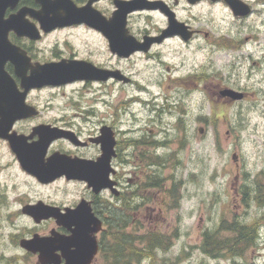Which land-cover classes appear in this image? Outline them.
Masks as SVG:
<instances>
[{
    "label": "rangeland",
    "instance_id": "obj_1",
    "mask_svg": "<svg viewBox=\"0 0 264 264\" xmlns=\"http://www.w3.org/2000/svg\"><path fill=\"white\" fill-rule=\"evenodd\" d=\"M98 6L106 12L113 9L111 0H101ZM184 13L191 15V24L211 32L209 40L200 33L189 44L169 41L158 50L159 54L149 57L136 53L119 59L109 53L106 41L97 33L91 36L87 32L74 31V28L49 37L45 41L47 44L54 41L64 47V41L68 40L81 55L89 54L96 61L119 68L131 81L71 82L57 88L48 87L52 91L46 93L44 89L38 91L35 98L40 103L51 99L69 115L74 112L87 114L84 109L92 110L94 116L88 114V121L85 115L76 116L84 132L95 128L101 117L114 122L122 156H127L126 164L116 169L125 192L129 193L125 195L129 206L126 209H129L124 210L123 215L131 217L137 235L152 231L169 237L165 250H156L153 258L133 264H232L233 260L247 264L245 261H251L252 255L259 263L258 251L264 253V250L241 245L236 251L231 250L236 237L229 227L230 222L222 223L220 216L226 212L225 219L231 220L233 213L242 212L247 215L245 219L250 220L257 213L256 208H244L233 201L231 179L237 169L240 173L249 172L246 176L250 179L259 169H264V146L260 136L252 133L254 123L263 120L264 98L252 94L249 88L247 99L237 102L217 98L212 92L217 84L246 87V71H255L259 64L252 58H245V64L235 67L230 62L226 64L234 52L220 45L231 46L233 41L220 44L213 39L217 33L232 37L234 32H239L240 37L251 35L252 24L259 26L260 18L257 16L253 20L245 15L233 19L225 9L205 5ZM161 21L155 13L147 18L135 12L129 16L128 24L135 34L145 27L154 30ZM259 38L257 36L260 51L264 52V36L261 41ZM259 42L248 46L253 51ZM246 47L234 50L243 58L244 51H248ZM254 56L260 57L256 53ZM181 75L187 80L177 78ZM257 76H264V73ZM199 126L203 127L202 132L198 131ZM138 137L145 140L168 137V147L154 151L149 144L137 145L135 139ZM153 153L160 157L154 164L147 165V156ZM234 153L238 154V160L232 159ZM141 155L144 159L139 167ZM14 173L10 168L9 174H0V179ZM15 181L20 187L15 189V194L26 191L32 202L42 198L68 204L84 189L81 184L65 181L47 186H39L30 179L23 181L18 176ZM18 206V203L13 204L11 208L17 213L9 216L14 226L10 230L12 233H5L6 230L0 234V255L6 258L0 257V264H5L7 258L12 264H33L34 258L30 259L18 246V240L35 224L29 216L18 211ZM118 207L120 205L114 208ZM243 218L241 215L239 220ZM220 229L224 231L217 236L226 248L219 251V256L205 254L200 248L205 234ZM94 264H104V260L98 256Z\"/></svg>",
    "mask_w": 264,
    "mask_h": 264
},
{
    "label": "flooded vegetation",
    "instance_id": "obj_2",
    "mask_svg": "<svg viewBox=\"0 0 264 264\" xmlns=\"http://www.w3.org/2000/svg\"><path fill=\"white\" fill-rule=\"evenodd\" d=\"M100 1L101 0H65L67 8L72 9V12L69 13L67 9L57 7V5L54 4L49 9H44L43 4H41L39 1L18 0L14 4H8L0 12V18L3 20H7L11 16H15L17 14L15 16L16 19L27 22L28 25L35 28L36 32V35L32 36L31 34H18L12 28L8 29L5 33V36H3V38L5 37V41L2 43L3 50L0 53V84H3L6 89H8L4 90L2 95L6 96L11 94L14 97L17 95L20 96V94L25 91V87L28 86L27 90L25 91L22 104L15 105L11 101L0 100V121H12L10 128L4 131L3 134H0V174H9L10 168H12L15 172L13 176L7 175L5 179H0V234H3L6 230L7 231L5 233H12L10 230L13 229L14 226L13 224H10L9 216H15L17 211L11 207L13 204L18 203V211L29 216L35 224L33 229L27 232L28 234H26V236L24 234L23 236H20L18 240V246L22 248V250L27 255H29L28 257L30 259L34 258L33 264H41L38 258L39 253L23 248L20 245L21 239H29L34 235H37L38 237H48L52 234H56L59 237L66 236V239L70 240V237L68 236L72 235V232L76 226L74 224L69 226L59 224L53 217L40 218V220L36 221L35 217H42V213H36L35 217L33 218V215L23 212V207L25 205L35 204L41 201L46 205L59 207L62 212H65L64 210L66 208L74 209L82 202L83 209L88 211V208H90V211L94 214V216H96L101 221L100 230L94 233L97 241H99L100 234H102L104 227L103 218H105L106 214L109 213L112 208L120 205L121 202L126 199L125 195L127 194L124 190V185L118 177L119 173L116 170L119 168V166L126 164L125 160L127 156H122V149L119 147L120 141L117 139V130L115 129L114 122H108L104 119V117H101L99 124L95 126V128L87 129L86 132H84V128L79 123V121L76 120V116L82 118L83 115H85V119L88 121L89 115L94 116L92 110L84 109V113L87 114H77L74 112L73 115H69L67 112L62 111L59 103H54L51 99L46 100L44 103H40L35 97L37 96L38 91L44 89V92L46 93L48 90H50L49 88H57L71 82L107 81L114 79L120 83H128L131 81V78L125 75L119 68L110 64L96 61L89 54L81 55L79 52H77L75 45L70 43V41L68 42V40L64 41V47H61L57 42L54 41L51 43L48 42L47 44L45 41L49 37L52 38V36L62 32H70L71 28H74V31L87 32V35L91 36H94V33H97L102 39L106 41L109 53L119 59L129 58L132 56V54L136 53H140L146 57H149L152 54H159L158 50H160L162 46H165V44L169 41L176 40L182 44H189V42L191 40H195V38H197L200 33H203V37L209 40L211 32L191 24L189 20L191 15H185L184 13L190 12L193 7L200 5H205L207 7H221L225 9L228 15H230L233 19L238 18V16L246 15L255 20V17L259 16L260 25L257 26L255 23L252 24L250 29L251 35L249 34L245 37H240L239 32H234L232 37L226 34L217 33V37L215 40L213 39L214 43L219 42L220 44H222L224 41H233L231 46L220 45V47L223 48L233 49L232 51L234 52V55L228 61L231 62L233 67L240 63L245 64V58H252L255 60L254 63L258 61L260 65L258 64V69L255 71H246V87L242 88L238 86L237 88H232L223 84H217L216 89L212 93H216L217 98L230 99L229 97H221L220 89L225 87L234 89L241 93L240 98L231 99L234 100V102H237L247 99V96L249 95L247 88H249L252 94H255L259 97L262 96L264 98V76H257L259 73H264V55L263 57L254 56L256 50L253 49L252 51L247 44L249 40L252 41V44L254 42H259L257 40V36H260V41L264 36V0H238L247 6L248 13L245 15H235L225 0H137L138 4L141 5L140 8L132 10L126 15V28L135 38V40L137 42H144L145 39L157 38L163 33L167 34L160 41H152L147 50H135L128 56H121L115 52H112L108 37L103 34V32L93 23H96L99 19L96 16V11L105 20H110L113 12L117 9L116 2L132 0H111L113 9L110 12H106L104 8L98 6ZM135 12L140 13L147 18H150L152 14L155 13L162 19L163 23L161 21V25H157L154 30L147 29L145 27L138 33L136 31L135 34H133L128 21L129 16ZM59 17L61 18L58 19ZM171 17L176 22L182 23L180 25L181 30L185 34L189 35L188 38H184L180 31L169 33V31L173 30L171 27H169ZM49 22L63 24H56L52 28L45 30L42 27V23L48 24ZM223 35L228 38L223 37ZM246 46H248L249 49H247ZM241 47H246L248 50L244 51L245 57L243 58H241L239 54H236V51L234 50V48L240 49ZM261 53L262 52L260 51L259 56H261ZM15 54L18 55V58H16ZM92 55H94V53ZM61 61L65 63H68L69 61L74 62V71L80 75H83L86 71L91 70L87 66L89 65L94 69L98 68L107 71L118 70L122 77L126 76L129 78V80L124 81L122 78L120 79L110 75L104 80L80 77L74 79L73 81L62 84L29 85V81L22 82V80L25 78H29L30 81H33V79L38 80L41 77V74L44 72V70L41 69L43 65ZM18 73H22V75L20 76ZM196 74L197 73L194 75ZM200 75L203 74L200 73ZM177 78H182L184 81L187 80L184 75H181ZM65 106H69V104H66ZM51 111H53V113H50ZM1 124L3 126L5 125L3 123ZM57 128L68 131L69 135L71 136L62 135L50 140L49 142L45 141L44 139L46 137L41 135V133L52 132V129ZM103 128L107 131L109 130V132L111 131L110 134L112 133L115 143L112 148L113 152L110 150L109 156H105V159L107 158L108 167L110 168L108 174L110 184L99 189L98 191H95L93 186H89L88 181L85 179H68L65 175L57 176L50 181L41 180V178H38L22 165L14 148L15 144H19L20 147L27 146L29 150L28 157H31L32 150H36L39 155L40 149H43V146L46 144L42 156L43 163L47 162V160L52 158V156L57 155L58 157L55 158L58 161L64 159L74 160L72 164H61L57 161L56 164H54L57 167L73 166L76 168H82L88 164L89 166L103 170L106 168L105 164H103V166L100 165L97 167V165L91 163L97 162L102 155V145L101 141L98 139L102 135ZM198 131L202 132L203 127L199 126ZM252 133H256L260 136V142L263 143L264 146V117L262 121L254 123L252 127ZM168 139L169 138L166 137L164 139L153 138L151 140H145L138 137L135 139V142L139 146L144 145V143L149 144L155 151V149L159 147H168ZM159 157L160 156L156 153L148 155L146 164H154V162H156ZM143 159V155H141V162H139V164L137 162L139 167L143 164ZM232 159L238 160V154L234 153L232 155ZM248 173L249 172L247 171H242V173H240V170L238 169L235 171L234 176L231 179V188L234 192L233 201L236 202L238 206H244V208L248 207L250 209L254 207L257 209V213H254L250 220H246L245 218L247 215L242 212L239 214L232 212L233 221L232 219H225L226 212L220 216L221 222H225L226 220L230 222L229 227L232 229L236 237L231 246L232 250L235 251L239 245L243 246L244 248L250 249L253 246L252 249L256 247L257 250H264V169H259L256 173V176L251 177V179L246 176ZM17 176L22 178L23 181H28L29 179L33 180L34 183L39 186H47L56 181H65V183L81 184L84 189L81 191V194L75 201L68 204L63 202L57 203V201L50 199L46 200L42 198H37L32 202V200L28 198L29 194L26 191L19 192L17 195L15 194V189L20 188L15 181ZM10 194H13L12 198H10ZM25 197L28 199H25ZM251 204L254 205L251 206ZM241 215H244V218L240 221L239 219L241 218ZM93 226V223L89 225L90 228ZM38 228L40 229L39 231ZM244 230L248 231V236L246 237H244L243 234ZM223 231V229L217 230L219 234H221ZM89 235H91V233L88 231L85 237L88 238ZM70 242L72 241L70 240ZM70 249H73V247ZM54 255L59 258L61 264L65 262V258L62 256L61 250H56ZM0 257L5 258L3 254H1ZM97 257L98 253L91 264L95 263ZM238 258H240V255ZM258 259H260L259 263L256 262L255 256L252 255L251 261L245 262L247 264H264V253H259L258 251ZM11 261L12 260H10V258H7L5 264H12ZM232 264L242 263L233 260Z\"/></svg>",
    "mask_w": 264,
    "mask_h": 264
},
{
    "label": "water",
    "instance_id": "obj_3",
    "mask_svg": "<svg viewBox=\"0 0 264 264\" xmlns=\"http://www.w3.org/2000/svg\"><path fill=\"white\" fill-rule=\"evenodd\" d=\"M18 0H0V12L6 7L8 4H14ZM43 4L44 9H49L53 4L57 5V7L65 8L72 12L71 8H67L65 4V0H36ZM229 6L231 7L233 13L235 15H245L248 13L247 6L242 4L238 0H225ZM117 9L113 12L112 17L110 20H105L99 13L96 11V16L99 18L96 23H93L97 28H99L103 34H105L111 45L112 52L117 53L121 56H128L135 50H147L150 43L154 40L160 41L167 33H163L157 38H148L145 39L144 42H137L135 38L129 33L128 29L126 28V15L137 8H140L141 5L138 4L137 0L132 1H123V2H116ZM87 7V6H86ZM88 8V7H87ZM86 9V8H85ZM23 10V9H22ZM24 11V10H23ZM22 11V13H23ZM17 15V14H16ZM15 15V16H16ZM15 16H11L7 20H3L0 18V53L3 50L2 43L5 41V33L8 29L12 28L18 34H31L32 36L36 35L35 28L28 25L27 22H23L21 20L16 19ZM59 17L58 19H60ZM57 19V20H58ZM71 20V19H70ZM56 21V20H55ZM51 23V24H50ZM59 24L62 25L63 23H53L49 22L42 23V27L45 30L52 28L54 25ZM182 23L176 22L172 17L170 18V25L173 30L169 31V33H175L180 31L183 34L184 38H188V34H185L181 30ZM185 34V35H184ZM16 58L18 55L15 54ZM19 66V65H18ZM91 70L86 71L83 75H80L74 71V62L69 61L65 63L63 61L57 63H48L41 67L44 72L41 74V77L37 79H33L30 81L29 78H25L22 82H28L29 85L37 84H62L66 82L73 81L76 78H87V79H106L110 75L116 78H122L124 81H128L129 78L126 76H121L118 70L107 71L104 69L93 68L87 65ZM20 76L22 73H18ZM24 78V77H22ZM28 86L25 87V91L27 90ZM6 89L3 84H0V100L11 101L15 105H20L23 102L24 94H20V96H12L6 95L3 96L2 92ZM222 96H228L231 99H238L241 97V93L237 92L231 88H224L220 91ZM5 124L4 126L1 124ZM12 121L8 122H1L0 121V134H3L4 131L10 128ZM3 126V127H2ZM40 129V128H38ZM201 130V129H200ZM199 130V131H200ZM111 132V131H110ZM109 130L102 129V135L99 137L98 140L101 141L102 145V155L97 162H91L94 165L99 167L103 164L106 165V168L101 170L99 168L89 166L76 168L73 166H64V167H57L54 164L58 160L55 157L57 155L52 156L49 158L47 162H42L43 151L46 144L43 146V149H40L39 155L36 150H32L31 157H28L29 150L28 147H20L19 144H15L14 148L19 156V159L22 165L31 173L36 175L38 178L44 181L53 180L55 177L60 175H65L68 179L69 178H80L85 179L88 181L89 186H93L95 191L107 186L110 184L108 179V174L110 168L107 164V158L105 156H109L110 150L113 152L112 148L114 146V138L112 133L110 134ZM41 135L45 136V141L49 142L50 140L62 136V135H69L68 131H64L61 129H52V132L48 133H41ZM71 136V135H69ZM54 157V158H53ZM74 160L64 159L59 160L61 164H72ZM113 171V170H112ZM82 172V173H80ZM62 212L59 207L46 205L43 202L39 201L35 204H27L23 207V212L33 215L35 217L36 213H42V217H35V220L38 221L40 218H49L53 217L59 224L64 225H71L74 224L76 228L73 230L70 240L66 239V236H57L56 234H52L48 237H38L34 235L31 238H23L20 240V245L32 252H38V258L41 264H61L58 257L54 255L56 250H61L62 256L65 258V262L63 264H91L95 254L98 250V243L95 237V232L100 230L101 228V221L94 216V214L88 208V211L83 209L82 202L77 205L74 209L66 208ZM93 223V227H89V225ZM91 233V235L85 237L87 232ZM67 237V238H68ZM73 247V249H70Z\"/></svg>",
    "mask_w": 264,
    "mask_h": 264
},
{
    "label": "trees",
    "instance_id": "obj_4",
    "mask_svg": "<svg viewBox=\"0 0 264 264\" xmlns=\"http://www.w3.org/2000/svg\"><path fill=\"white\" fill-rule=\"evenodd\" d=\"M127 198L120 207L106 214L104 228L99 238V256L104 264H133L146 258H153L156 250H165L169 246V237L160 232L147 231L146 235H137L129 215H123L128 206ZM216 230L207 232L200 245L201 250L210 256H219L225 249ZM223 247V248H222ZM222 256H225L222 254Z\"/></svg>",
    "mask_w": 264,
    "mask_h": 264
},
{
    "label": "bare ground",
    "instance_id": "obj_5",
    "mask_svg": "<svg viewBox=\"0 0 264 264\" xmlns=\"http://www.w3.org/2000/svg\"><path fill=\"white\" fill-rule=\"evenodd\" d=\"M252 44V41L251 40H249L248 42H247V44L249 45V44ZM256 51H255V53L256 54H259L260 52H259V50L261 49V45H260V42L259 43H257L256 45H255V48H254ZM261 56L260 57H263V52L260 54ZM229 62H227L226 64H228ZM231 63V62H230ZM135 99V98H134ZM243 234H244V237H246V236H248V231L247 230H244L243 231ZM232 250V249H231Z\"/></svg>",
    "mask_w": 264,
    "mask_h": 264
}]
</instances>
